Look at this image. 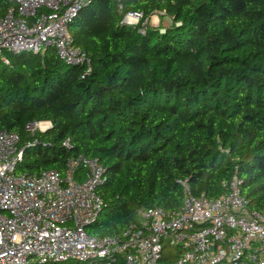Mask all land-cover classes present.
Returning a JSON list of instances; mask_svg holds the SVG:
<instances>
[{
  "label": "trees",
  "instance_id": "trees-1",
  "mask_svg": "<svg viewBox=\"0 0 264 264\" xmlns=\"http://www.w3.org/2000/svg\"><path fill=\"white\" fill-rule=\"evenodd\" d=\"M120 2L174 24L141 34L116 0H95L69 27L89 73L54 50L0 65V126L24 149L16 173L97 160L104 207L87 232L98 238L121 235L142 210H178L180 182L219 198L236 170L250 209L264 211V0ZM9 8L0 0V18ZM35 121L51 128L31 137Z\"/></svg>",
  "mask_w": 264,
  "mask_h": 264
},
{
  "label": "built area",
  "instance_id": "built-area-1",
  "mask_svg": "<svg viewBox=\"0 0 264 264\" xmlns=\"http://www.w3.org/2000/svg\"><path fill=\"white\" fill-rule=\"evenodd\" d=\"M6 1L0 65H10V56L54 50L66 65L89 73L91 58L75 45L69 27L95 0ZM116 1L122 24L141 34L164 33L161 13L126 12ZM50 128L49 121H35L25 130L33 137ZM20 143L19 135L0 126V264H264V211L250 209L237 170L219 198L197 197L180 182L178 210H142L121 235L98 238L87 230L104 207L100 163L78 156L63 174H18L24 159Z\"/></svg>",
  "mask_w": 264,
  "mask_h": 264
},
{
  "label": "rangeland",
  "instance_id": "rangeland-1",
  "mask_svg": "<svg viewBox=\"0 0 264 264\" xmlns=\"http://www.w3.org/2000/svg\"><path fill=\"white\" fill-rule=\"evenodd\" d=\"M158 19L160 30L168 29L174 24L172 19L166 13L158 14Z\"/></svg>",
  "mask_w": 264,
  "mask_h": 264
},
{
  "label": "water",
  "instance_id": "water-1",
  "mask_svg": "<svg viewBox=\"0 0 264 264\" xmlns=\"http://www.w3.org/2000/svg\"><path fill=\"white\" fill-rule=\"evenodd\" d=\"M124 25V24H123Z\"/></svg>",
  "mask_w": 264,
  "mask_h": 264
}]
</instances>
